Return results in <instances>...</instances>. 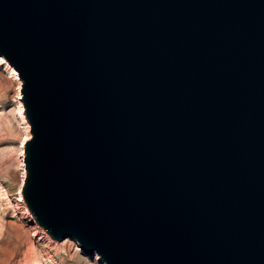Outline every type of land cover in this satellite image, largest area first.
I'll return each instance as SVG.
<instances>
[{"label": "water", "instance_id": "1", "mask_svg": "<svg viewBox=\"0 0 264 264\" xmlns=\"http://www.w3.org/2000/svg\"><path fill=\"white\" fill-rule=\"evenodd\" d=\"M30 136L20 195L102 264H264V0H0Z\"/></svg>", "mask_w": 264, "mask_h": 264}, {"label": "rangeland", "instance_id": "2", "mask_svg": "<svg viewBox=\"0 0 264 264\" xmlns=\"http://www.w3.org/2000/svg\"><path fill=\"white\" fill-rule=\"evenodd\" d=\"M19 85L18 77L0 63V264H99L79 254L68 238L52 240L20 195L21 146L27 133L19 115Z\"/></svg>", "mask_w": 264, "mask_h": 264}, {"label": "bare ground", "instance_id": "3", "mask_svg": "<svg viewBox=\"0 0 264 264\" xmlns=\"http://www.w3.org/2000/svg\"><path fill=\"white\" fill-rule=\"evenodd\" d=\"M0 63H3V64H5L6 65V67L8 68V70H9V72L11 73V75L15 78V79H17V73H15L16 71L8 64V62L5 60V58L4 57H2V56H0ZM19 80V79H18ZM20 81V80H19ZM19 87H20V85H19ZM21 109H22V105H20V108H19V115H20V118H21V120H22V122H23V124H24V127H25V130H26V133H27V136H26V139H28L29 138V136H30V133H29V130H28V128H29V124L27 123V121L25 120V118H24V116H23V114L21 113ZM22 163V162H21ZM22 165V164H21ZM22 174H21V179H23V173H24V171H23V165H22ZM45 231V230H44ZM43 234L45 235V236H47L44 232H43ZM68 238V240H71L75 245H76V247H77V249L79 250V254H81V255H84V256H86V257H90V258H93V261H95L96 263H99V264H102L99 260H98V258H97V256L96 255H94V256H90V255H88V254H86V253H84L82 250H81V248L79 247V245H78V243L74 240V239H72L71 237H67ZM66 238V239H67Z\"/></svg>", "mask_w": 264, "mask_h": 264}]
</instances>
